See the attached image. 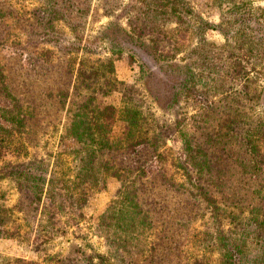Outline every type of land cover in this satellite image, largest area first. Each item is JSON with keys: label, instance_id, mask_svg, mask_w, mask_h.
Returning <instances> with one entry per match:
<instances>
[{"label": "trees", "instance_id": "obj_1", "mask_svg": "<svg viewBox=\"0 0 264 264\" xmlns=\"http://www.w3.org/2000/svg\"><path fill=\"white\" fill-rule=\"evenodd\" d=\"M212 1L226 4L218 24L192 22L188 0H143L142 13L129 20V37L145 38L156 50L169 37L161 28L166 20L195 27L197 41L186 58L197 72L187 101L197 112L188 130L179 119L161 121L134 98L132 86L114 80L113 48L104 58L78 57L77 37L70 55L63 47L58 54L39 43L56 46L59 34L33 30L26 49L1 14L0 51L7 47L9 55L0 53V182H12L18 196L13 206L0 201V239L12 235L26 242V251L43 252L40 260L19 254L12 261L264 264V33L258 27L264 7ZM79 4L45 0L32 15L47 28L64 19L73 30L89 8ZM209 29L221 32L222 44L205 37ZM217 50L225 85L215 82ZM115 90L126 96L122 107L101 105L98 96ZM109 119L126 123L116 141ZM59 123L57 145L40 153L41 135L48 126L58 131ZM174 137L182 139L178 149L167 145ZM110 180L118 187L93 227L104 241L99 251L79 226L89 200ZM6 262L0 255V264Z\"/></svg>", "mask_w": 264, "mask_h": 264}, {"label": "rangeland", "instance_id": "obj_2", "mask_svg": "<svg viewBox=\"0 0 264 264\" xmlns=\"http://www.w3.org/2000/svg\"><path fill=\"white\" fill-rule=\"evenodd\" d=\"M78 1L80 7H84V3H87L89 8L81 20V25L73 30L64 19H54L53 27L49 25L48 28L46 24L36 22L32 15L33 9L42 7L45 0H0V16L3 12L7 13L4 24L10 26L11 36L19 33V41L26 49L31 43L28 42V39L34 37L32 35L33 30L39 33L51 31L57 37L59 34V41L56 46H52V42L39 43L43 50L55 48L58 54L65 48L67 55H70L71 51L77 48L70 43L75 41L77 37H81L80 47L77 50L78 57L84 55L91 60L97 57L104 58L111 54L109 50L113 48L117 52L114 80L122 82L123 85L132 86L134 98L140 99V102L142 100L143 106L149 104L151 111L160 117L161 121L173 123L174 120L179 119L183 127L188 130L191 115L197 112L195 105L187 101V90L192 82V74L197 72L196 64L191 59L186 58L189 50L197 41L195 27L189 24H179L174 19L166 20L161 28L167 35L169 34V37L163 42L164 47L161 50H156L151 48L145 38L138 40L137 37H135L137 39L129 37L131 34L129 33V20L135 19L137 15L142 13L143 0ZM188 1L192 6V19L200 18V20L215 24L220 22L223 9L226 7V4H216L212 0ZM250 1L253 6L264 7V0ZM258 27L264 33V24L260 23ZM204 35L217 46L222 44L224 40L218 29H209L205 31ZM100 36H106L105 41L100 39ZM1 51L7 56L9 55L7 47ZM220 52L221 50H217L214 60L216 63L214 75L216 83L224 84V81L227 80L224 79L223 60L219 58ZM240 87L242 88V83L239 82L236 88ZM125 97L122 91L115 90L105 96L99 95L98 100L101 105L112 104L119 109L122 107ZM106 127L111 139L116 141L124 135L126 123L120 119H109ZM57 128L58 131L48 126L46 133L41 135V147L38 149L40 153L45 154L57 145L58 134L62 129L61 123L58 124ZM167 145L178 149L182 145V139L174 137L168 140ZM170 171V168L166 166L165 172L169 173ZM117 187L118 183L115 180H110L107 188L95 194L84 208V219L79 227L88 241L92 242L99 251H104L105 246L103 239L93 234L95 217L104 209ZM17 196L18 192L12 182L7 180L0 182V201L4 198L3 201L8 206H13ZM17 222L21 223V220L18 219ZM35 226L34 224V228ZM25 248L26 242H19L12 235L0 239V255L2 260L8 261L6 264H18L12 259L19 254H26L27 259L32 256H34L33 258L38 257L37 260L42 258L43 252L41 250L37 254L33 251H26ZM166 259L169 260L168 256Z\"/></svg>", "mask_w": 264, "mask_h": 264}]
</instances>
